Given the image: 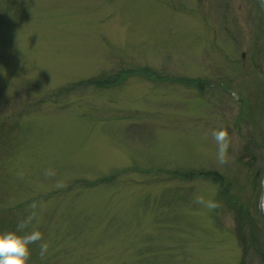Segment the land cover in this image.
Masks as SVG:
<instances>
[{
    "label": "rangeland",
    "instance_id": "rangeland-1",
    "mask_svg": "<svg viewBox=\"0 0 264 264\" xmlns=\"http://www.w3.org/2000/svg\"><path fill=\"white\" fill-rule=\"evenodd\" d=\"M263 181L256 0H0V231L37 206L28 264H264Z\"/></svg>",
    "mask_w": 264,
    "mask_h": 264
},
{
    "label": "clouds",
    "instance_id": "clouds-1",
    "mask_svg": "<svg viewBox=\"0 0 264 264\" xmlns=\"http://www.w3.org/2000/svg\"><path fill=\"white\" fill-rule=\"evenodd\" d=\"M213 139L216 142V159L220 164H225L228 149V134L224 129L214 131ZM45 175L53 176L54 171L46 170ZM61 185H58V187ZM197 203L203 205L209 210L216 209L217 203L213 200H204L200 198ZM38 219L37 206L31 205L30 213L20 222L16 228L9 231H0V264H28L31 256V245L41 241L43 236L39 230H26L33 220ZM48 251V245H40V254L44 256Z\"/></svg>",
    "mask_w": 264,
    "mask_h": 264
},
{
    "label": "trees",
    "instance_id": "trees-1",
    "mask_svg": "<svg viewBox=\"0 0 264 264\" xmlns=\"http://www.w3.org/2000/svg\"><path fill=\"white\" fill-rule=\"evenodd\" d=\"M155 72L150 68L144 67L140 70H130V69H121L115 72L114 74H104L99 75L96 77L89 78L88 80H84V82H78L77 86H84V87H93V88H105L111 86H118L123 82L127 81L128 78L134 76L144 77L148 80L156 81L158 77L155 75ZM74 87V86H72ZM207 175V174H205Z\"/></svg>",
    "mask_w": 264,
    "mask_h": 264
},
{
    "label": "water",
    "instance_id": "water-1",
    "mask_svg": "<svg viewBox=\"0 0 264 264\" xmlns=\"http://www.w3.org/2000/svg\"><path fill=\"white\" fill-rule=\"evenodd\" d=\"M257 4L264 14V0H257ZM260 212L262 215V223H263V227H264V212L261 210V204H260Z\"/></svg>",
    "mask_w": 264,
    "mask_h": 264
},
{
    "label": "bare ground",
    "instance_id": "bare-ground-1",
    "mask_svg": "<svg viewBox=\"0 0 264 264\" xmlns=\"http://www.w3.org/2000/svg\"><path fill=\"white\" fill-rule=\"evenodd\" d=\"M261 210L264 212V181H263L262 196H261Z\"/></svg>",
    "mask_w": 264,
    "mask_h": 264
}]
</instances>
